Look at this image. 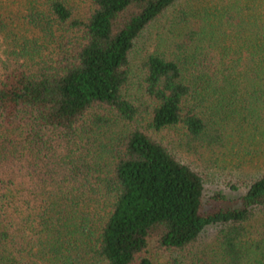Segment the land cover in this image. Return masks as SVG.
Masks as SVG:
<instances>
[{
  "label": "trees",
  "instance_id": "obj_1",
  "mask_svg": "<svg viewBox=\"0 0 264 264\" xmlns=\"http://www.w3.org/2000/svg\"><path fill=\"white\" fill-rule=\"evenodd\" d=\"M0 53V264H264V0H0Z\"/></svg>",
  "mask_w": 264,
  "mask_h": 264
},
{
  "label": "rangeland",
  "instance_id": "obj_2",
  "mask_svg": "<svg viewBox=\"0 0 264 264\" xmlns=\"http://www.w3.org/2000/svg\"><path fill=\"white\" fill-rule=\"evenodd\" d=\"M137 62H138L137 60H135V62H134L135 68L137 66ZM131 87H132L131 93L135 95L136 85L133 84V86H131ZM165 134L167 135V138H169V139L174 138L173 136H170L169 133H165ZM259 171H262V170L256 169L255 165H254L253 169H247L246 168V171L243 173H246L247 176H250V174H253V173L255 174ZM230 182L236 183L234 181L233 174L230 173L227 169L222 170V171L220 169H217V168H215L213 170H209V174H207L206 182L204 185V201L211 194H213L215 192L223 193L230 199H237L242 193L245 192V190H246L245 187H243L242 185L239 184V185H237L238 188L235 189V188H232L231 186H229Z\"/></svg>",
  "mask_w": 264,
  "mask_h": 264
}]
</instances>
